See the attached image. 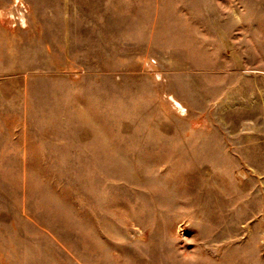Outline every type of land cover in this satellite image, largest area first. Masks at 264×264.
<instances>
[{
	"label": "rangeland",
	"instance_id": "obj_1",
	"mask_svg": "<svg viewBox=\"0 0 264 264\" xmlns=\"http://www.w3.org/2000/svg\"><path fill=\"white\" fill-rule=\"evenodd\" d=\"M0 264H264V0H0Z\"/></svg>",
	"mask_w": 264,
	"mask_h": 264
}]
</instances>
